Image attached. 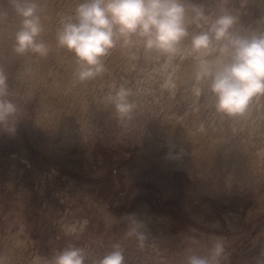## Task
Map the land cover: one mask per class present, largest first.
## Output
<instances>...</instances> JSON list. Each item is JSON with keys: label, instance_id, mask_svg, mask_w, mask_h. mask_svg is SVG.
Returning a JSON list of instances; mask_svg holds the SVG:
<instances>
[{"label": "rangeland", "instance_id": "rangeland-1", "mask_svg": "<svg viewBox=\"0 0 264 264\" xmlns=\"http://www.w3.org/2000/svg\"><path fill=\"white\" fill-rule=\"evenodd\" d=\"M35 2L44 28L39 39L50 49L43 59L13 51L21 17L12 0H0V68L20 106L16 130L0 129L6 264H36L69 242L85 248L89 264L116 242L126 264H181L191 237L201 252L222 238L226 264H264V99L247 117L221 118L195 72L179 76L195 66L191 57L174 61L172 95L161 88L163 58L120 44L105 59L102 77L79 83L74 57L57 44L62 20L77 6L62 14L61 0ZM239 6L240 0L229 4ZM262 19L264 0H248L237 27L258 28ZM113 84L132 89L131 119L101 103ZM130 213L146 226L143 250L124 236ZM83 219L89 224L79 238L66 235L65 226Z\"/></svg>", "mask_w": 264, "mask_h": 264}, {"label": "clouds", "instance_id": "clouds-1", "mask_svg": "<svg viewBox=\"0 0 264 264\" xmlns=\"http://www.w3.org/2000/svg\"><path fill=\"white\" fill-rule=\"evenodd\" d=\"M231 0H217V7L189 0H82L72 16L62 20L57 34L58 47L75 59V79L86 83L102 77L106 72L105 58L120 44L124 48L142 47L145 54L163 58L161 70L165 76L161 88L175 94L174 61L191 57L195 64V81L204 84L214 98L212 108L221 118L237 119L250 115L264 99V19L258 28H239L242 10L248 0H240L239 8L229 7ZM21 17V26L15 33L13 51L18 56L32 54L41 59L49 55L48 45L40 38L44 31L35 0H12ZM195 26L198 31L190 32ZM185 41H188L185 44ZM171 69V71H169ZM203 89L194 87L199 97ZM132 89L123 84L110 86L101 103L111 107L121 119H131L137 104L131 99ZM20 106L10 98L8 76L0 68V129L16 130ZM199 130L205 131L203 124ZM124 236L135 239L140 250L145 249L146 226L135 213L125 217ZM115 219L112 223H117ZM89 221H75L65 226L68 236L79 238ZM112 224H106L111 227ZM225 241L214 237L199 251V241L189 239L181 264H226ZM0 264H6L0 257ZM36 264H89L85 248L69 242L50 259L36 258ZM90 264H126L121 243L95 257Z\"/></svg>", "mask_w": 264, "mask_h": 264}, {"label": "bare ground", "instance_id": "bare-ground-1", "mask_svg": "<svg viewBox=\"0 0 264 264\" xmlns=\"http://www.w3.org/2000/svg\"><path fill=\"white\" fill-rule=\"evenodd\" d=\"M61 2H62V5H61V11L60 12H62V14H64V13H67V11L69 10V9H71V8H74V7H76L79 3H81L82 2V0H61ZM58 4V3H57ZM56 7V6H55ZM60 7V6H59ZM53 12V11H52ZM46 42V41H45ZM64 50V49H63ZM66 51V50H65ZM114 54V53H113ZM113 54H111L112 56H113ZM71 56V55H70ZM115 56V55H114ZM107 58V57H106ZM105 58V59H106ZM70 62H72L71 60H70ZM75 62V59L73 60V64L75 65V67H76V62ZM72 68H74V67H72ZM69 71H71V69L69 70ZM194 72H195V66H188V68H186L185 70H183V71H181V74L179 75V76H186L187 77V75L189 76L191 73H193L194 74ZM72 74V73H71ZM258 110V109H257ZM220 145V144H219ZM220 147H221V145H220ZM232 147V146H231ZM228 151V150H227Z\"/></svg>", "mask_w": 264, "mask_h": 264}]
</instances>
